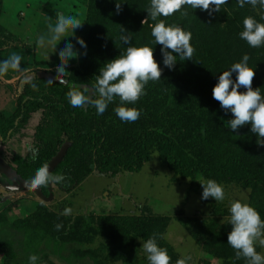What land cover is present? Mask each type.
Returning a JSON list of instances; mask_svg holds the SVG:
<instances>
[{
	"label": "rangeland",
	"instance_id": "obj_1",
	"mask_svg": "<svg viewBox=\"0 0 264 264\" xmlns=\"http://www.w3.org/2000/svg\"><path fill=\"white\" fill-rule=\"evenodd\" d=\"M92 2L93 0L2 1L0 29L4 32L0 30L3 33L0 60L7 59L13 51L22 53L24 60L21 66L29 73L35 72V83L38 85L35 93L38 92L39 97H45L43 92L46 91L49 93L48 98L53 102L61 100V103L69 104L67 96H62L61 90L69 84L70 79L74 78V67L81 63V58L88 56V54L84 55V51H80L77 37L87 36L88 24L91 30L95 27L94 24L101 21L103 24L104 20L109 21L111 17L115 24L122 20L119 13L111 11L112 8L104 3H100L103 11L90 10L93 6ZM228 2L222 6L223 10L211 16L208 12L202 14L205 22L208 19L212 23L206 24L204 29L206 32L198 29L197 38L204 34L210 45H213L211 41L215 38L219 40L223 38L221 42L224 44L229 41L233 43V40L238 38L242 30L234 29L237 26L235 23L240 22L237 18L240 15L244 17L246 10L244 13L243 10H238L237 0H228ZM61 11L77 14L83 22V26L77 28L74 33L70 31L65 33V36L73 34L68 39L73 42L74 49L79 55L69 60L64 82H60L61 74L55 71L56 64L61 58L59 45L53 50L41 48L37 43L38 37L48 31L47 20L50 18L51 22L55 23L57 13ZM195 11L201 10H192L188 7V16L193 15ZM254 12L256 19L264 22V8ZM94 13L96 16L93 17ZM172 16L190 18L183 16L181 12ZM139 18L141 19L136 23L137 27L138 23L140 26L148 25L150 29L154 26L148 14ZM160 18L165 21L168 17ZM105 36L107 38L105 37L103 42L109 39V35ZM195 40L196 38L192 37L194 48L197 47ZM106 42L100 47L97 43L93 44V48L96 49L97 46L101 53L93 52V48L87 47L86 53L91 51L93 56H88L84 63L87 66L86 70H95L98 74L102 64L93 68L94 65L89 64V61L96 63V59H103L106 54L117 52L114 44ZM221 42L215 44L218 51L222 48ZM252 49L257 52L263 47ZM155 58L164 68L163 54L160 53V57L155 56ZM97 62L100 64L99 60ZM177 64L179 66L177 65L175 70L164 68L161 76L163 81L153 90L154 95L145 103L142 104L140 101L137 102L138 104L129 105L141 110L140 118L136 122H131L132 125L138 128L140 119L154 116L159 130L156 127L147 128L153 129L155 133L168 131L167 136L175 140L173 145L169 144V148L184 146L182 160L186 167H190L194 162H202L204 154L207 163L210 162L209 165L218 162L219 167L227 166L231 171L236 168L235 160L239 161L241 157L254 161L260 168L264 167V157H255L260 145L253 141L243 143L237 140L238 134H244L242 127L238 133L231 132L234 136L228 141L219 140L218 136L212 137V123L205 119V115L196 116L198 115L196 111L188 115L178 101L175 104L169 103L170 106L167 103H163V107L157 104L162 96L169 97L167 99L169 102L173 100L165 85L167 82L165 74L167 76L173 73L170 77L175 76L177 84L189 81L198 84L196 80L202 77L198 74V69H195L197 65H203V60L196 52L194 59ZM165 69L168 72H165ZM78 71L79 75H83L80 79L85 80L81 85L95 84L96 74L89 71L88 74L81 69ZM257 71L255 69L256 73ZM262 78L264 82V76ZM48 80H51V83ZM33 90L35 89L23 82L20 73L10 71L7 75L0 76V112L7 117L17 114L22 104L35 94L32 93ZM205 90L208 91V88ZM119 103L120 101L117 104ZM89 109L91 107L82 110ZM51 117L52 113L45 107L33 110L28 114L26 121L20 122L21 118H19L18 129L8 144L3 145L0 142V264H28V257L31 254L39 256V264H148L146 253L142 249V239L147 240L153 235L158 237L160 246L167 249L171 257L170 264H178L180 260H185L186 264H246V260L237 258L236 250L227 243L228 234L232 230V225L228 223L229 209L234 200H242L254 206L264 217V184L261 187L263 193L254 196L251 195L252 189L243 181H228L219 177L216 181L223 185L225 199L221 202H217L212 197L204 200L203 187L199 180L207 177L201 174L182 177L181 171L179 172L174 166V161L168 160V154L165 152V155L161 156L160 152L154 149L156 145L146 149L145 152L151 150L150 159L138 170L119 169L113 172L92 163L91 172L70 189L52 184L34 191L25 185L22 186L23 181L24 184L28 182L26 180L11 179L10 181V177L5 174L8 175L10 169L13 171L10 165H15L16 156L31 159L34 158V153L35 156L39 154L40 132L52 127ZM197 117L200 119V124L204 122L200 125L204 132L207 131V126L211 130V137L207 141L209 148L205 146L201 149V146H198L200 138L193 142V137L188 138L186 135L182 138L180 134L181 130L187 132L186 126L189 129L197 128L199 125H195ZM147 128L139 130L138 134L134 131L133 134L125 136L121 144L123 142L132 144L136 140L140 142V136ZM204 136L205 133L202 137ZM203 138L200 140L201 143L204 142ZM149 143L150 141H147V144ZM252 151L253 156L250 154ZM63 183L66 185L69 182ZM67 207L72 209L70 215L63 214V209ZM76 220L81 222L82 227H84L83 223L87 222V226L83 228L85 230L83 237L76 236L72 232ZM58 223L63 225L59 230L56 228ZM160 236H163V239H159ZM83 238L87 239L80 241ZM257 251L264 254V247L258 246Z\"/></svg>",
	"mask_w": 264,
	"mask_h": 264
},
{
	"label": "trees",
	"instance_id": "obj_2",
	"mask_svg": "<svg viewBox=\"0 0 264 264\" xmlns=\"http://www.w3.org/2000/svg\"><path fill=\"white\" fill-rule=\"evenodd\" d=\"M2 1L3 0H1L0 3V10ZM100 3H104L105 5L109 6V8H112L111 11H116V0H93V6L90 7V10L98 12L97 9H99L103 11L100 7ZM149 7L150 0H124V3L122 4V10L119 12V14L122 16H120L122 19L119 20L120 22L117 21V24H115V22H113V18L111 17V20L109 21L104 20L103 22L105 23L103 24L102 21L94 24L95 27H92L91 30L90 25H87V27H89V31L87 33V36L83 37L87 43V47L93 48V44L96 43L100 47L104 43H107L106 41H108L109 43L115 45V50L117 51L115 54H106V57H104L103 59H96V63H91L89 61V64L94 65L93 68L101 64L103 66V64H106L110 60L124 53L128 46L138 47L140 45H148L154 47V56H156L157 58L160 57V53H162V46L159 44L155 45L153 43L154 37H152L151 35L152 28L150 29L148 25L140 26L139 23L138 27L136 26L138 20L141 19L139 17H142V15L144 14H148L147 9ZM238 10H243V13L244 10H246V12L244 13V17L249 15L255 16V12L250 5H247L244 8L238 7ZM205 13L206 11H195L193 15L187 16L190 18L169 16L167 19H165V22L167 24L180 25L186 31H190L193 38H196L197 41L195 40V43L197 47L195 48V52L197 55L199 54V58L203 60V65L199 64L195 69H198V74H200L202 77L200 78V80L195 79L198 84H193L192 81L183 82V84H177L175 81V76L170 77V75H172L173 73L168 74L167 76L165 74V77L167 79L165 85L168 87L173 100L172 102H169L167 101L169 97L162 96L157 104H159L160 107H163V103H167L168 106H170L169 103L175 104L176 101H178L181 108L185 109L188 115L195 111L198 114L196 115L194 113L196 116L201 117L202 115H205V119L211 121L212 123V137L215 138L216 136H218L219 140L223 139L228 141L234 135H232V130L230 129V127L225 126V121L233 117L230 112L225 113L224 110L220 107V103L213 98V87L218 81L220 72L227 70L232 63L240 61L245 54H248L251 58L249 60L250 66L255 67V69L258 70L253 78L252 87L254 89L259 87L262 91H264V82L262 80V77L264 76V65H262V62H264V47L263 49H258L260 51L257 50V52H255L254 49H252V47L247 44V42L244 43V41L239 39V36L237 39L233 40V43H230L231 41H229L227 44L225 43L226 45L221 42L223 41V38L220 40L218 38L212 40L211 42L213 45H210L207 42L209 40L205 37L204 34H201L197 38V30L199 29L201 32H206L204 30L206 28V24L211 25L212 23V21L208 19H206L205 22L202 17V14ZM94 16H96V13H94L93 17ZM244 17L240 15L237 18L240 20V22L237 24L235 23V25L237 26L234 29L243 30V27L241 26L243 24ZM153 23L155 24L156 21H153ZM122 28L130 33L131 45H125L120 40L119 37ZM1 31L0 47L3 46V41H1V39H3V33H1ZM105 35H109V39L103 42L106 37ZM217 42H221L222 44V48L220 51H218L215 47V44ZM192 44L194 46V43ZM80 48L81 52H86V50H84V48H82L81 46ZM93 52L101 53L97 46L96 49L93 48ZM93 52L88 51L84 55L88 54V56L92 57ZM212 53H216L217 56L216 54L213 55ZM88 56L84 57L83 59L81 58V63L74 67V78L70 79L69 84L65 88H62V96H66V93L71 89L73 85L79 87V85L84 84V82L82 81L85 80L80 79V76L83 75H79L78 69L84 70L85 73H88L89 71L94 75L99 74H97V71L95 70H86L87 66L84 63L89 58ZM97 60L100 61V64L97 62ZM80 64L81 66L83 65L82 68H80ZM177 65L178 64H176V68ZM165 72H168L167 69H165ZM233 76L235 78V74H233ZM161 81L163 80L161 79L160 82L154 83L150 82L146 87V95L142 96L138 102L141 101L143 104L151 96H153V90L158 88V86L161 84ZM207 88L208 91L205 90ZM35 91L36 89L33 90L32 93H35ZM241 91H245V89L242 88ZM43 93L45 97L42 98L39 97L38 92H36L32 97H29L22 104L21 110H19L17 114L7 117L0 112V142L3 145L8 144L10 139L15 135L16 130L18 129L17 124L19 118H21L20 122H24L27 120L28 114L31 111L38 110L42 107L47 108V111L52 113V127L40 132L41 143L39 154L35 156V158L31 159H22L16 156L14 160L15 165H10L12 170L17 174V177H15L16 180L30 181L34 176L36 170L44 164H48L50 160L58 153L59 149L65 144H69V147L63 159L54 168V170L51 171V173L54 175L63 173L66 176L65 182L68 181L69 183H67L66 185L64 183L58 184L61 188L65 189H70V187L74 186L76 182H79L83 178H85L91 172L92 163L96 164L99 168H103L113 172H116L119 169L138 170L145 161L150 159L151 150H149V152H145L146 149H150L152 145H156L154 149L158 150L161 156L165 155L166 152L168 154V160L174 161V166L178 169L179 172L181 171V175L184 178L192 176L194 177L196 174H201L208 179L214 180H218L219 177H222L226 180L228 179V181H243L247 185V187L252 189L251 195L260 196L263 193V190H261V187L264 184L263 166L260 168L258 167V164H255L254 161L247 160L246 157H239V161L235 160L236 171H231V168L228 169L229 167L227 166L219 167L218 162L209 165L210 162L207 163L208 160H205L206 156L204 154V159L202 160V162H194L190 165V167H186L184 161L182 160V155L184 154V146H180L178 148H169V144L173 145V142L175 140L170 139L167 136V134L169 133L168 131H157L155 133L153 129H151L156 127V129L159 130V127L156 124V118L154 116H144L145 119H140L138 128L135 125H132L131 122L125 123L121 121L114 112V108L119 106L117 104L119 99L117 98L113 104L109 105L108 110L103 115L97 116L95 115L96 110L94 108H91L87 111H84L81 108H73L72 106H70V103L63 104L61 103V100L53 102L48 98L49 93H47L46 91ZM152 114H154L153 111ZM99 120H101L100 123ZM93 122H95V124H93ZM203 123L204 122L202 121L201 124ZM201 124L200 119L197 117V119L195 120V125H198V127H192L191 129H189V127L186 126L185 129L187 132L184 133L183 130H181L180 134L182 135V138L186 137V135L188 138L193 137V142H195L198 138H200L201 140L203 138L202 135L205 133V136L203 138L204 142L201 143V141L199 140L201 145L199 144L198 146H201V149L205 146L209 148L207 141L208 138L211 137V130L207 126V131L204 132L200 128ZM202 126L204 127V125ZM144 128H147V130L145 132L143 131L142 135L140 136V142L136 140V142L132 144H126V142H123L121 144L125 136L133 134L134 131H137L136 134H138V131ZM241 129H243L244 134L237 135L238 141L243 143H251L252 141L255 143L257 142L256 135L251 132L250 124L242 126ZM107 134L109 135L106 137ZM147 141H150V143L147 144ZM153 142L155 144H153ZM193 142L192 147H194ZM162 147L164 149H162ZM254 148H256V146H254ZM250 154L253 156V151ZM263 154L264 146L260 145L258 153L255 154V157H264ZM247 155L251 158L249 154ZM5 176L7 175L5 174ZM9 180L11 181L10 178ZM86 223L87 222H84V227H82L81 222L76 220V222H74L73 224L72 232H74L76 236L83 237V234L85 233V230L83 228L87 226ZM133 229L135 230V228ZM85 239L87 238H83L80 241H84Z\"/></svg>",
	"mask_w": 264,
	"mask_h": 264
},
{
	"label": "clouds",
	"instance_id": "obj_3",
	"mask_svg": "<svg viewBox=\"0 0 264 264\" xmlns=\"http://www.w3.org/2000/svg\"><path fill=\"white\" fill-rule=\"evenodd\" d=\"M123 3L124 0H116L117 13L122 10ZM228 3V0H150L148 16L153 21H158L152 26L151 35L154 37L153 43L162 46L164 68L175 70L178 62L194 59L196 50L191 43L190 31H186L180 25L167 24L159 18L169 17L177 12L188 16V7L192 10L206 11L211 16L221 11L222 6ZM237 3L240 8L247 5L254 10L264 8V0H237ZM47 25V33L40 35L37 43L41 48L53 50L59 45L61 58L56 64L55 71L61 74L60 82H64L69 60L79 55L74 49L73 42L68 39L73 34L65 36V33L69 31L74 33L77 28L83 26V22L77 14L61 11L57 13L55 23L49 18ZM239 37L252 48L264 47V22L257 20L255 16H246ZM119 38L123 44L131 45V35L124 28L121 29ZM77 41L82 48L87 49L83 37H77ZM250 59V56L245 54L240 61L232 63L227 70L220 72L212 95L225 113L232 114L233 118L225 121L226 127L238 133L242 126L250 124L251 132L257 137V144L264 146V91L259 87L255 89L252 87L256 72L255 67L249 64ZM23 60L24 55L15 51L7 59L0 60V76H5L10 71L20 73L25 84L37 89L36 74L29 73L25 67L22 68ZM164 68L154 56V47L128 46L124 53L101 67L94 85L79 87L73 85L66 96L73 108L86 110L91 107L96 110L97 116L103 115L109 105L119 97V106L114 108L117 117L125 123L136 122L141 116V110L129 105H135L142 96L146 95V85L150 81L161 80ZM48 81L51 83V80ZM242 88L245 91H241ZM65 180L66 176L63 173L54 175L50 172V166L44 164L36 170L25 186L38 191L45 186L62 184ZM199 181L203 187L202 199L208 200L212 197L217 202L225 199L226 193L222 184L203 177ZM229 211L228 223L232 225V230L228 234L227 243L236 250L237 258L246 260V264H264V254L257 251L258 246L264 247V217L254 206L242 200H234ZM71 213V207L63 209L64 215ZM62 226L58 223L57 230ZM159 239H163V236ZM142 249L146 253L148 264H170L171 257L167 249L160 246L156 235L147 240L142 239ZM39 260L37 254H31L28 257V264H39ZM178 264H186V262L180 260Z\"/></svg>",
	"mask_w": 264,
	"mask_h": 264
},
{
	"label": "water",
	"instance_id": "obj_4",
	"mask_svg": "<svg viewBox=\"0 0 264 264\" xmlns=\"http://www.w3.org/2000/svg\"><path fill=\"white\" fill-rule=\"evenodd\" d=\"M0 3H1V0H0ZM69 147V144H65L61 147V149L58 151V153L52 158V160H50V162L48 163V165L50 166V172L52 170H54V168L61 162V160L63 159L67 149ZM8 177H10V179H15V177H17V174L14 172V171H8ZM23 181V180H22ZM15 182V181H14ZM26 185V183L24 184V181H23V184L22 186Z\"/></svg>",
	"mask_w": 264,
	"mask_h": 264
}]
</instances>
